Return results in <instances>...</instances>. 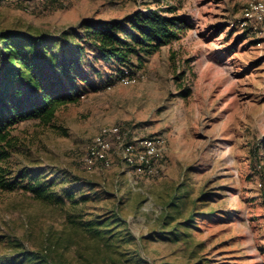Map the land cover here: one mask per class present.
Listing matches in <instances>:
<instances>
[{"label":"rangeland","instance_id":"rangeland-1","mask_svg":"<svg viewBox=\"0 0 264 264\" xmlns=\"http://www.w3.org/2000/svg\"><path fill=\"white\" fill-rule=\"evenodd\" d=\"M252 1L0 0V28L58 33L149 8L188 20L158 52L132 56L133 83L88 50L85 70L103 75L82 82L80 101L50 125L17 127L15 160L45 171L64 203L0 190V260L22 247L56 249L65 264H264V20L240 24ZM116 125L165 137L157 174L131 170L119 151L108 167L85 165ZM116 205L125 223L105 225L139 245L109 247L86 230Z\"/></svg>","mask_w":264,"mask_h":264},{"label":"trees","instance_id":"trees-1","mask_svg":"<svg viewBox=\"0 0 264 264\" xmlns=\"http://www.w3.org/2000/svg\"><path fill=\"white\" fill-rule=\"evenodd\" d=\"M184 26H188L187 18L149 8L122 19H85L58 33L0 28V190L30 192L46 204L64 203L52 190L45 171L15 160L22 147L15 134L17 127L31 120L50 125L59 110L80 101L82 82L89 81L92 74L103 75L95 67L91 74L85 70L88 50L94 49L100 61L113 62L116 77L134 76L132 56L158 52ZM113 222L116 228L125 223L117 205L112 217L91 219L85 228L109 247L117 242L137 243L128 228L129 240L120 231L108 229L105 224ZM21 249L17 258L7 256L0 264H65L56 249Z\"/></svg>","mask_w":264,"mask_h":264},{"label":"built area","instance_id":"built-area-1","mask_svg":"<svg viewBox=\"0 0 264 264\" xmlns=\"http://www.w3.org/2000/svg\"><path fill=\"white\" fill-rule=\"evenodd\" d=\"M264 20V2L253 0L245 9L244 19L240 21L246 26L252 21ZM124 83L137 81L135 76H121ZM166 139L162 135H146L133 132L120 125L102 127L94 138L85 157V165L92 169L97 165L110 166V154L119 151L126 165L138 173L155 175L158 173L155 161L163 157Z\"/></svg>","mask_w":264,"mask_h":264}]
</instances>
